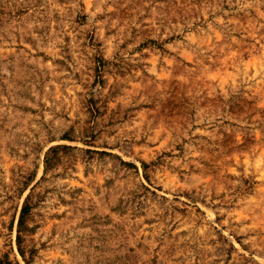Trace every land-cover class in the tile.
I'll use <instances>...</instances> for the list:
<instances>
[{"label": "rangeland", "instance_id": "1", "mask_svg": "<svg viewBox=\"0 0 264 264\" xmlns=\"http://www.w3.org/2000/svg\"><path fill=\"white\" fill-rule=\"evenodd\" d=\"M0 264H264V0H0Z\"/></svg>", "mask_w": 264, "mask_h": 264}, {"label": "trees", "instance_id": "2", "mask_svg": "<svg viewBox=\"0 0 264 264\" xmlns=\"http://www.w3.org/2000/svg\"><path fill=\"white\" fill-rule=\"evenodd\" d=\"M27 210H28V205H27V203H25V206L23 207V209L21 211V214H22L21 218H23V216L26 214Z\"/></svg>", "mask_w": 264, "mask_h": 264}]
</instances>
